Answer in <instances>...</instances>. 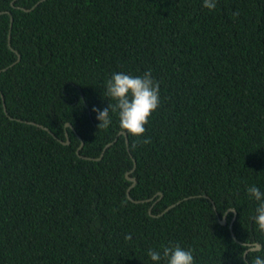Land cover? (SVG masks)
I'll use <instances>...</instances> for the list:
<instances>
[{
	"label": "trees",
	"instance_id": "trees-1",
	"mask_svg": "<svg viewBox=\"0 0 264 264\" xmlns=\"http://www.w3.org/2000/svg\"><path fill=\"white\" fill-rule=\"evenodd\" d=\"M203 2L0 0V264H166L148 251L174 245L195 264L264 258L247 193H264V0ZM121 72L159 84L130 151L118 111L106 130L93 111Z\"/></svg>",
	"mask_w": 264,
	"mask_h": 264
},
{
	"label": "clouds",
	"instance_id": "clouds-1",
	"mask_svg": "<svg viewBox=\"0 0 264 264\" xmlns=\"http://www.w3.org/2000/svg\"><path fill=\"white\" fill-rule=\"evenodd\" d=\"M203 7L214 10L216 0H204ZM233 15H239L238 12ZM104 95L115 101V104H109V107L102 111L94 108L97 113V119L100 121L99 129H108L112 120L109 112L118 111L119 127L128 134L141 137L146 132V125L149 123L151 115L159 107V84L153 80L150 72H145L142 76H132L125 73H113L111 78L106 81V91ZM150 139H144L143 143H150ZM247 193L251 198L258 202L256 215L253 217L258 230L264 233V193L255 185L247 188ZM126 240H131L132 236L127 235ZM249 248L244 252L243 257H247ZM148 256L152 261L159 262L162 259L166 264H195L193 251L185 250L179 245L163 247V254L160 252L149 250ZM247 264V261H246ZM251 264H264V258L257 256L252 260Z\"/></svg>",
	"mask_w": 264,
	"mask_h": 264
},
{
	"label": "water",
	"instance_id": "water-1",
	"mask_svg": "<svg viewBox=\"0 0 264 264\" xmlns=\"http://www.w3.org/2000/svg\"><path fill=\"white\" fill-rule=\"evenodd\" d=\"M26 11H29V10H26ZM1 14H5V12L0 13V15H1ZM10 22H11L10 25L12 26V22H13V18H12V17L10 18ZM9 40H10V35H9ZM12 50H13V49H12ZM19 60H20V57H19L18 61H19ZM5 111H6V109H5ZM38 126H41V125H38ZM67 126H72V125H71V124H68ZM41 127H42V126H41ZM119 135H120V136H121V135L126 136V139H127V146H128V148H129L130 143H129V138H128L127 133L122 131V132H120ZM63 143H64V144H69V143H70V140H68V142H63ZM112 144H113V143L109 144V145L106 147V149H107L108 147H110ZM83 147H84V144L81 146V148H80V150H79L78 152H80V151L83 149ZM128 150L130 151V148H129ZM136 168H137V164L135 163V168H134L132 171H130V172H128V173L126 174V178H127V180L133 183V185H132V186L129 188V190H128V195H129L130 198H131V191H132V189L137 185V179L134 178V177H132V174H133V172L136 170ZM159 195L161 196V198H160V200H161L162 197H163V194H162V193H159ZM203 197L209 199L206 195H204ZM153 200H154V198L151 199V200H148V201H146V202H150V201H153ZM209 200H210V199H209ZM138 203H141V202H138ZM213 205H214V203H213ZM174 206H175V205H172V206L168 207L167 210H166L164 213H166L168 210H170V209L173 208ZM214 209H215V211H216V207H215V206H214ZM152 210H153V208H151L150 213L153 215ZM229 212L233 213V218H232V222H231L230 225H229V230H230V233H231V236H232L233 240H234L235 242H237V240H236V238H235V236H234V234H233V225H234V223H235V221H236V211H235L234 209H229V210L224 214V216L222 217V219L219 220V222H220V225H221V226H223V227L227 226V224H228V222H227V215H228ZM245 246H246L248 249H249V248L254 249L253 251H250L249 253L259 252V251L261 250V246L258 245V244H255V245H245ZM247 251H248V250H247ZM244 259H246V257H244Z\"/></svg>",
	"mask_w": 264,
	"mask_h": 264
}]
</instances>
